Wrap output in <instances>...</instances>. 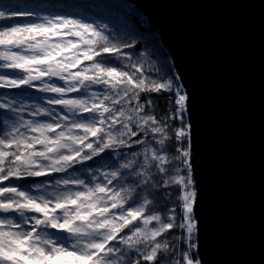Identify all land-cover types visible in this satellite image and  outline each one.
<instances>
[{"label":"snow or ice","instance_id":"1","mask_svg":"<svg viewBox=\"0 0 264 264\" xmlns=\"http://www.w3.org/2000/svg\"><path fill=\"white\" fill-rule=\"evenodd\" d=\"M5 7L29 22L0 26V69L19 73L0 89L47 95L0 96V264H202L174 65L134 59L106 24Z\"/></svg>","mask_w":264,"mask_h":264},{"label":"water","instance_id":"2","mask_svg":"<svg viewBox=\"0 0 264 264\" xmlns=\"http://www.w3.org/2000/svg\"><path fill=\"white\" fill-rule=\"evenodd\" d=\"M189 93L202 264H264V0H127Z\"/></svg>","mask_w":264,"mask_h":264},{"label":"trees","instance_id":"3","mask_svg":"<svg viewBox=\"0 0 264 264\" xmlns=\"http://www.w3.org/2000/svg\"><path fill=\"white\" fill-rule=\"evenodd\" d=\"M11 4L20 5L21 10H24L25 7L28 6L35 7L36 5H40L41 7L36 10L40 11L41 15H68L75 19H82L90 23L106 24L108 28L120 38L121 41L132 42L136 46L134 49L126 50L131 51L134 54V59L146 57L154 65L171 63L174 65V70L178 74L174 60L163 44L158 29L140 9L127 0H0V10L9 14L11 10L5 6ZM27 22L29 21L25 18H13L0 21V26L15 25L17 23L22 24ZM18 74L19 73L11 70L0 69V75ZM5 91L7 90L0 89V96L8 95L10 97L22 99L31 98L35 100L38 99V97L47 95L38 92L35 89L23 90L28 93V97H20L19 92L21 90ZM36 102L39 103L40 101L36 100ZM168 106L169 104L167 99H161L159 101L157 108L158 118L167 120V114L162 110ZM5 115L6 114L0 110V120H2ZM187 115L188 114H186V116ZM169 123H171V121H169ZM0 128H2V124H0ZM94 166H101L100 158H97V163ZM19 182L20 180L12 181L13 184L18 185ZM22 182L30 183L31 181L22 180ZM169 191L172 195H175L176 193V190L170 189ZM195 243L197 244V235Z\"/></svg>","mask_w":264,"mask_h":264},{"label":"rangeland","instance_id":"4","mask_svg":"<svg viewBox=\"0 0 264 264\" xmlns=\"http://www.w3.org/2000/svg\"><path fill=\"white\" fill-rule=\"evenodd\" d=\"M22 184H25V183H23L22 180H20L19 185H22Z\"/></svg>","mask_w":264,"mask_h":264},{"label":"bare ground","instance_id":"5","mask_svg":"<svg viewBox=\"0 0 264 264\" xmlns=\"http://www.w3.org/2000/svg\"><path fill=\"white\" fill-rule=\"evenodd\" d=\"M167 49V48H166ZM181 79V78H180ZM182 81V80H181ZM183 83V82H182ZM187 118H188V115H187ZM188 121H189V119H188ZM190 123V122H189Z\"/></svg>","mask_w":264,"mask_h":264}]
</instances>
